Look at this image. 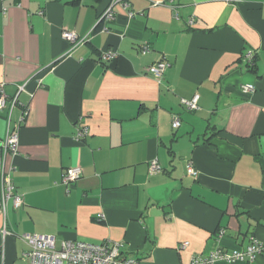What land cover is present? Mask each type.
Wrapping results in <instances>:
<instances>
[{"label": "crops", "instance_id": "crops-1", "mask_svg": "<svg viewBox=\"0 0 264 264\" xmlns=\"http://www.w3.org/2000/svg\"><path fill=\"white\" fill-rule=\"evenodd\" d=\"M128 1L133 18L116 6L99 24L113 0H0V166L15 131L5 168L23 198L0 215V264H29V233L57 247L122 243L138 264L264 243V0ZM65 31L88 40L73 48ZM106 50L117 59L103 62ZM162 60L159 83L148 68ZM196 95L199 109L186 110Z\"/></svg>", "mask_w": 264, "mask_h": 264}, {"label": "built area", "instance_id": "built-area-1", "mask_svg": "<svg viewBox=\"0 0 264 264\" xmlns=\"http://www.w3.org/2000/svg\"><path fill=\"white\" fill-rule=\"evenodd\" d=\"M121 6L128 10L130 18L135 16V13L130 11V3L128 0H113L110 7L100 16L99 24L103 20H113L114 8ZM178 18V14L176 15ZM191 21L190 23H192ZM63 38L69 41L73 48L85 43L88 38H78L75 32L65 31ZM143 52H149V48L145 46ZM118 53L116 50L103 51L101 59L103 62H110L117 59ZM254 59L252 53L245 56L247 64ZM170 67V63L166 60L159 61L148 68V74L155 78L159 83L163 81L164 74ZM24 90V86L20 87V92ZM245 92L254 91L253 85L247 84L243 86ZM7 102V95L2 87H0V110L4 109ZM18 102V95L15 96L12 103V109ZM182 106L188 111H196L199 109V96L196 95L190 100L183 99ZM181 125L180 118L174 117L173 128L177 129ZM88 134L86 127L79 129L78 137L83 138ZM19 148V136L15 131H8L7 138L3 143V161L0 166V180L2 188V199L0 202V215L7 217V208L10 201H13L15 208H20L23 205L21 195L15 193V186L10 173L6 171L5 161L9 153L16 154ZM161 168L157 161L151 162L150 173L157 174L161 172ZM188 172L191 175H196L197 172L193 166H189ZM82 176L80 167L68 169L62 178V183L69 187L71 184L79 180ZM6 234V229L3 230ZM224 233V232H222ZM22 240L27 244L28 251L25 257L29 260V264H138L137 261L128 260L123 257L122 243L104 242L101 244H92L81 241H64L60 247H57L56 237L47 234H24ZM189 245L188 242L181 244L180 248L185 249ZM0 255H4L3 248L0 247ZM264 255V243L254 241L246 250L242 252L228 253L217 251L208 256H195L191 260V264H216L217 262H227L234 264L237 261L253 262L258 256Z\"/></svg>", "mask_w": 264, "mask_h": 264}, {"label": "trees", "instance_id": "trees-1", "mask_svg": "<svg viewBox=\"0 0 264 264\" xmlns=\"http://www.w3.org/2000/svg\"><path fill=\"white\" fill-rule=\"evenodd\" d=\"M247 66L253 68L254 67V59L251 63L247 64Z\"/></svg>", "mask_w": 264, "mask_h": 264}]
</instances>
